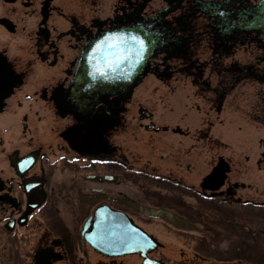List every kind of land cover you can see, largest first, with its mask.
I'll return each mask as SVG.
<instances>
[{
	"label": "flooded vegetation",
	"instance_id": "1",
	"mask_svg": "<svg viewBox=\"0 0 264 264\" xmlns=\"http://www.w3.org/2000/svg\"><path fill=\"white\" fill-rule=\"evenodd\" d=\"M2 3L31 10L35 22L14 50L0 46L20 80L0 108V229L11 236L37 219L42 232L34 250L47 248L52 255L38 264H126L128 254H103L85 240L94 209L104 205L137 224L131 214L140 211L145 193L206 196L199 186L202 176L190 177V146L183 140L192 126L204 135L199 137L204 146L210 127L202 125L205 107L219 113L239 86H264V13L258 7L264 0H112L106 7L103 0ZM7 13L0 18L10 20L13 30L0 27L13 35L16 24ZM147 23L157 33L163 27L167 38L146 73L153 76L150 90L161 85L171 98L168 117L159 121L141 96L146 75L129 94L120 90L97 102L95 80L82 77L87 48L95 59L100 51L93 49H101L105 36L122 30L137 34ZM250 113L254 118L255 111ZM137 129L144 132V153L127 148L126 134ZM162 133L179 135L181 150L160 152ZM101 144L106 152L74 149ZM233 182L226 177L221 196L238 197L240 184ZM30 198L42 200L20 224ZM129 255L140 263L137 254Z\"/></svg>",
	"mask_w": 264,
	"mask_h": 264
},
{
	"label": "rangeland",
	"instance_id": "2",
	"mask_svg": "<svg viewBox=\"0 0 264 264\" xmlns=\"http://www.w3.org/2000/svg\"><path fill=\"white\" fill-rule=\"evenodd\" d=\"M111 1L103 0V6L106 7ZM6 12L16 24V32L9 35L4 33L0 27V46L6 45L10 50H14L23 40L24 30L32 27L35 18L30 14L31 10H24L18 5H4L0 0V15ZM151 78H153L151 74L145 76L142 82L141 96L143 100L145 99V104L151 107L149 109L154 111L156 121L165 120L169 114L167 102L171 98L161 85L151 91L154 83H149ZM192 102L191 99L190 103ZM190 107L193 109L192 106ZM252 110L255 111L254 118L250 117ZM263 112L264 86H259L256 82L253 84L246 82L239 86L236 95L226 98L219 113L209 110L208 107L202 111L201 115L204 117L202 125L204 122L206 125H210L206 131L205 139H203L204 146L199 139L204 135L193 132L192 126L188 137L183 140L190 146L189 161L192 180L207 173L217 156H221L230 165L227 180L241 184L236 189V195L240 199L252 201L239 202L236 199L220 195L216 198V203L222 210L247 211L250 215L264 214ZM257 114L261 116L258 117ZM194 125L196 127L198 124ZM135 132L126 134L127 148L141 151L142 144L140 143L144 138V132L140 129ZM43 135H47V130ZM160 136H164L165 142H162V139L159 140V151L164 155L166 152L175 153L177 149L181 150V146L178 148L179 135L162 133ZM141 152L144 153V150ZM148 193L143 195L140 211L131 215L138 225L160 242V246L149 252L151 257L160 259L167 264H244L235 258L219 259L206 252H201L196 245L204 233L202 224L191 222L190 218L186 216V211L182 213L181 208L172 207V196L164 195V193L155 196L151 192ZM198 199L195 196L179 197L177 202L184 200L186 204L195 205L198 203ZM34 216L37 215L34 214ZM192 220L194 219L192 218ZM38 223L37 219L30 220L26 226L16 229L11 236L0 229V264H32L31 255L37 245L38 236L42 232ZM255 233L262 235L264 240V227L258 228ZM219 245L225 247V242L221 241ZM128 255L126 264L137 263V256Z\"/></svg>",
	"mask_w": 264,
	"mask_h": 264
},
{
	"label": "water",
	"instance_id": "3",
	"mask_svg": "<svg viewBox=\"0 0 264 264\" xmlns=\"http://www.w3.org/2000/svg\"><path fill=\"white\" fill-rule=\"evenodd\" d=\"M258 7L260 11L264 13V3H260ZM163 13H165V11L161 12V14ZM0 24L8 30H13V25L7 18H0ZM150 27L151 24L147 23L137 28V34L130 30H122L114 32L115 34H111L110 36H105L99 56L97 54L98 52H96L95 54H97V57H95V59L89 57V48L85 50V56L83 58L85 68L82 71V77L95 80L92 85L95 88L96 94L94 102L104 99V95L119 92L120 90H126L127 94H129L137 81L149 71L150 59L157 52L167 47V38L164 34L165 29L160 27V29L163 30L157 33L155 30H151ZM261 27L264 28V25L262 24ZM131 35L138 36L143 41L142 49L128 50L125 45L119 46V49L111 47L113 43L112 37L115 36L117 38L126 39ZM105 38L109 39L106 40ZM114 52L116 56L123 55L126 59L117 60L116 57L112 55ZM105 54H107L108 61H111V66H108V61L103 59ZM97 79H99L100 82ZM19 82L18 75L13 74L8 62L0 52V108L3 104V99L11 93L12 87ZM89 82L91 81L89 80ZM72 87H70V90ZM97 131H95V136L99 137V132ZM97 141L99 144L101 139H97L96 142ZM74 149L79 153L106 152L103 144L99 147L90 149L76 147H74ZM227 171H229L227 161L219 157L211 170L202 177L200 186L209 190H217L222 186ZM235 185L236 183H233L232 186ZM227 192L228 190H226V193ZM41 200L42 198L36 201H33L31 198L28 199L27 207L22 215V221H19L20 224L24 223L26 215L37 206ZM90 218L91 216L89 219ZM91 219L90 227L88 231L84 233V237L88 244L100 253L107 255L138 253L142 257L140 264H167L160 259L151 258L147 255L148 252L160 246V242L144 229L135 225L131 219L123 213L109 210L104 205H100L94 209ZM87 221L83 225L82 233L87 226ZM48 252L49 249L47 248L35 249L33 253L34 263H47L48 257L52 256Z\"/></svg>",
	"mask_w": 264,
	"mask_h": 264
},
{
	"label": "trees",
	"instance_id": "4",
	"mask_svg": "<svg viewBox=\"0 0 264 264\" xmlns=\"http://www.w3.org/2000/svg\"><path fill=\"white\" fill-rule=\"evenodd\" d=\"M195 197L199 198L198 203L190 205L184 200L177 202L179 196L175 194L171 206L181 208L182 213L186 211L191 222L202 224L204 233L196 245L201 252L219 259L235 258L244 264H264L263 236L255 233L264 227V214L226 211L217 205L214 197ZM221 241L225 242V247H220Z\"/></svg>",
	"mask_w": 264,
	"mask_h": 264
},
{
	"label": "snow or ice",
	"instance_id": "5",
	"mask_svg": "<svg viewBox=\"0 0 264 264\" xmlns=\"http://www.w3.org/2000/svg\"><path fill=\"white\" fill-rule=\"evenodd\" d=\"M105 39L107 40L109 38H105ZM112 39H113V43L111 47L114 49H119V46L121 45H125L126 49L128 50L131 49L140 50L143 48V41L138 36L135 35L128 36L126 39H121L114 36L112 37ZM100 50H101L100 46L98 45L96 48L93 49V52H99ZM112 55L115 56L117 60L126 59V57L123 55L116 56L115 52ZM103 59L105 61H108L107 54H105ZM108 66H111V61H108Z\"/></svg>",
	"mask_w": 264,
	"mask_h": 264
}]
</instances>
